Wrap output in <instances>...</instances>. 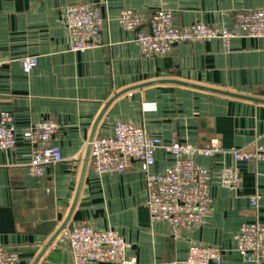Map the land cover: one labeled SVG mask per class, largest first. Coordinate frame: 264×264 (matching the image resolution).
<instances>
[{"label":"crops","instance_id":"obj_1","mask_svg":"<svg viewBox=\"0 0 264 264\" xmlns=\"http://www.w3.org/2000/svg\"><path fill=\"white\" fill-rule=\"evenodd\" d=\"M75 3L99 4L105 17L99 44L85 52L71 51L63 22L66 7ZM159 8L173 11L181 26L231 28L237 12L264 9V0H0V109L13 116L17 136L14 149H0V245L19 251L18 264H73L57 238L40 256L69 216L72 226L117 230L133 244L138 264H180L192 243L219 247L223 264H264V257L243 259L234 238L243 223L264 222V161L236 163L231 152L264 144V102L173 82L264 99V37H235L229 49L221 38L179 43L167 55L144 57L136 32L123 29L117 16L123 9L151 15ZM28 55L39 63L26 72L21 59ZM117 94L95 135L111 134L122 120L164 142L203 147L218 139L216 154L194 155L211 170L212 197L195 230L174 236L169 223L151 220L141 163L99 175L89 156L84 171L95 122ZM43 119L60 125L52 142L63 161L35 177L27 167L33 151L27 131ZM155 156L157 173L174 161L162 148ZM234 165L242 175L238 189L224 187L219 177L224 166ZM253 195H259L257 206Z\"/></svg>","mask_w":264,"mask_h":264},{"label":"built area","instance_id":"obj_2","mask_svg":"<svg viewBox=\"0 0 264 264\" xmlns=\"http://www.w3.org/2000/svg\"><path fill=\"white\" fill-rule=\"evenodd\" d=\"M117 21L123 29L136 32L144 57L167 55L179 43L221 38L229 49L230 41L235 37H264V9L237 12L231 28L203 22L181 26L176 23L174 12L165 8H159L151 15L123 9ZM63 22L70 33L71 51L85 52L99 44L105 17L99 4L75 3L66 7ZM3 62L4 56L0 51V65ZM21 63L24 71L29 72L38 65L39 57L28 55L21 59ZM59 128L56 120L43 119L28 129L27 136L33 144L27 165L31 175L41 177L49 166L63 161L60 148L52 142ZM16 143L13 116L0 109V149H14ZM89 144L91 166L99 175L124 173L133 162L141 163L146 177L150 218L169 223L174 236L195 230L209 212L212 204L211 170L199 164L194 155L216 154L221 150L218 139H211L203 147L178 140L164 142L142 125L117 120L111 134L95 135ZM159 148L173 154L174 161L163 172L157 173L152 167ZM231 152L236 163L264 161V144L233 148ZM219 177L224 187L238 189L241 186L242 175L236 165L224 166ZM258 200L259 195L251 197L254 206H257ZM234 238L243 259L259 261L264 257V222L243 223ZM56 245L68 249L73 264H138L135 254H132L133 244L117 230H98L89 223L64 228L57 237ZM19 261L18 250L0 245V264H18ZM223 262L224 254L219 247L192 243L187 257L180 264Z\"/></svg>","mask_w":264,"mask_h":264},{"label":"water","instance_id":"obj_3","mask_svg":"<svg viewBox=\"0 0 264 264\" xmlns=\"http://www.w3.org/2000/svg\"><path fill=\"white\" fill-rule=\"evenodd\" d=\"M175 83H179V84H183V85H188V86H192V87H196V88H199V89H204V90H208V91H212V92H216V93H221V94H225V95H229V96H233V97H237V98H242V99H249V100H252V101H256V102H264V99H261V98H257V97H252V96H248V95H243V94H239V93H233V92H230V91H225V90H220V89H214V88H210V87H205V86H201V85H195V84H191V83H186V82H182V81H173ZM144 85H141V87H143ZM119 96L118 94L115 95L105 106V108L103 109V111L101 112V114L99 115L98 119L96 120L95 122V125H94V128H93V132L91 134V137H90V141L94 138L95 136V132H96V128L100 122V120L102 119L105 111L107 110V107L109 106V104L117 97ZM89 156H90V144H89V147H88V153H87V157H86V161H85V165H84V171H85V168H86V165H87V162H88V159H89ZM76 202V201H75ZM75 202L73 204V207L75 206ZM69 219H70V216L65 220V222L57 229V231L53 234V236L49 239V241L46 243V245L44 246V248L42 249L41 251V254L40 256L45 252V250L52 246L53 242L55 241V239L59 236L60 232L68 227V228H72V225H69ZM39 256V257H40Z\"/></svg>","mask_w":264,"mask_h":264}]
</instances>
